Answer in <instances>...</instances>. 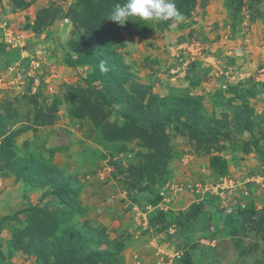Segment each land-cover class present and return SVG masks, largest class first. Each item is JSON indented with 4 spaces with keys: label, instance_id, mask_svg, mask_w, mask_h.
Instances as JSON below:
<instances>
[{
    "label": "rangeland",
    "instance_id": "obj_1",
    "mask_svg": "<svg viewBox=\"0 0 264 264\" xmlns=\"http://www.w3.org/2000/svg\"><path fill=\"white\" fill-rule=\"evenodd\" d=\"M21 1L22 6L15 0H0V129L14 134L10 153L15 158L49 163L81 186L79 203L84 214H73L69 225L82 233L100 226L111 240H123L122 264H185L192 243L185 244L177 236L179 231L183 237L194 235L203 227L202 221L156 233L149 228L148 216L156 211H185L205 195H215L218 201L209 207L206 218L220 233L213 240L194 241L200 254L196 264L264 262V245L251 235L240 237L241 246L257 243L258 250L239 257L214 213L218 208L229 214V209L242 207L248 196L258 209L264 207V176L258 173L264 168L255 155L245 156L242 151L244 142L257 137L261 129L264 133V94L248 102L255 117L252 133L235 134L230 128L232 137L223 143L224 149L210 156L195 155L186 136L175 126L167 127L174 155L166 176L150 189L128 191L122 170L140 160L137 152L145 150L132 143L127 146L129 152H118L119 146L106 143L101 129L90 120L73 118L68 112L71 103L63 97L71 87L87 90L84 80L91 72L88 67L69 65L76 54L68 46L72 26L67 13L82 11L83 0ZM147 22L156 27L155 21ZM40 24L44 25L39 30ZM8 35L12 43L6 41ZM123 36L125 47L119 52L139 83L150 85L161 99L200 96L208 116L220 118L225 111L231 118L241 106L237 100L226 103L229 87L240 92L250 82L264 83V3L245 0L236 13L232 0H202L183 26L173 23L146 39ZM195 80L198 85L193 87ZM217 91L225 106H213L212 95ZM57 100L61 103L51 112ZM39 109L53 113L51 126H36ZM115 117L110 116V121ZM217 157L227 162L225 178L217 177L210 166ZM44 192L0 162V250L6 258L0 264H40L32 254L12 251L8 243L16 230L26 226L28 207L48 212L58 208L57 200ZM158 195L162 201L155 207Z\"/></svg>",
    "mask_w": 264,
    "mask_h": 264
},
{
    "label": "trees",
    "instance_id": "obj_2",
    "mask_svg": "<svg viewBox=\"0 0 264 264\" xmlns=\"http://www.w3.org/2000/svg\"><path fill=\"white\" fill-rule=\"evenodd\" d=\"M15 1L19 6L23 5L21 0ZM198 1L202 0H173L183 18L179 21L174 19L165 22L155 21L156 27L138 18H130L124 26L112 21L110 15L115 6L125 3V0H83L82 11L67 13L72 26V38L68 46L76 54L75 60L69 62V65L73 68L91 69L84 80L87 90L71 87L69 93L63 96L71 103L68 112L77 120L86 118L90 120L94 128L101 129L106 143L119 146L120 153L129 152L127 146L132 143L145 150L137 152L140 160L122 170L128 179L126 185L128 191L140 192L150 189L166 176V169L174 155L170 135L166 132L167 127L175 126L178 133L186 136L193 146L195 155L199 156H210L213 152L223 150L225 147L223 143L232 137L230 128L234 129L235 134H251L255 128L254 112L248 102L255 99L258 93L264 94V83L258 85L250 82V87L240 92L237 88L229 87L227 92L231 96L227 98L226 103L237 100L241 106L235 108L231 118L225 111L221 113L220 118H215L214 115L208 116L205 113L200 96L159 98L152 92L150 85L139 83L130 72L129 65L123 62L119 52L125 47L123 33L129 37L146 39L156 32L169 29L173 23L183 26L191 19ZM251 1L257 4L264 3V0ZM232 2L234 11L238 13L245 0ZM41 25L44 24L38 26L39 30ZM102 64L107 71H101ZM197 85V80L192 82L193 87ZM257 85L260 86V92ZM221 94L217 91L212 95L214 107L226 105ZM60 103L61 100L54 102L51 112H54ZM52 114L39 109L34 120L36 126H51L55 119ZM113 114L117 119L110 121ZM1 124L5 126L6 121ZM1 129L0 162L10 170L15 169L17 177L28 181L34 189L44 188L43 195L52 196L59 204L53 212L32 207L24 210L26 226L14 232L8 243L10 249L32 254L40 264H122L124 259L122 251L126 248L123 240H111L105 228L100 226H91L82 233L69 225L73 214L80 216L84 214L79 203L81 186L71 178L63 176L58 168L49 163L39 162L33 157L28 160L15 158L14 153H10L14 134ZM242 151L245 156L255 155L264 168L262 129L257 137L243 143ZM210 166L217 177L227 176L225 159L217 157L210 162ZM258 173L264 176V170L260 168ZM161 201L162 196H156L154 206L159 205ZM216 201L217 196L205 195L202 200L191 204L185 211L151 213L148 216L149 228L158 233L170 228L182 229L188 225L187 223L202 221L203 227L194 235L183 237L179 231L177 236L185 244L192 243L191 254H186L189 258L185 264H196L200 254L196 250L199 244L194 241L201 238L213 240L215 234L220 233V230L209 226L206 218L209 207ZM214 213L222 223V232L233 239L239 257L258 250L257 243L251 247H242L241 236L251 235L264 245V207L258 209L249 196L243 207H237V210L230 214L225 215L218 208H214ZM158 223L159 228L156 227ZM234 225H237L236 228H233ZM3 260L6 258L0 250V261Z\"/></svg>",
    "mask_w": 264,
    "mask_h": 264
},
{
    "label": "clouds",
    "instance_id": "obj_3",
    "mask_svg": "<svg viewBox=\"0 0 264 264\" xmlns=\"http://www.w3.org/2000/svg\"><path fill=\"white\" fill-rule=\"evenodd\" d=\"M130 18L165 22L173 19L179 21L183 17L173 0H125V3L117 4L110 15V19L120 26H124ZM101 71H107L103 64Z\"/></svg>",
    "mask_w": 264,
    "mask_h": 264
},
{
    "label": "built area",
    "instance_id": "obj_4",
    "mask_svg": "<svg viewBox=\"0 0 264 264\" xmlns=\"http://www.w3.org/2000/svg\"><path fill=\"white\" fill-rule=\"evenodd\" d=\"M8 37V39L6 40V41H8V43H12V40H11V36L10 35H8L7 36ZM262 178V177H261ZM219 188V187H218ZM217 188V189H218ZM243 207V206H242ZM232 211H231V209H229V214L231 213Z\"/></svg>",
    "mask_w": 264,
    "mask_h": 264
}]
</instances>
